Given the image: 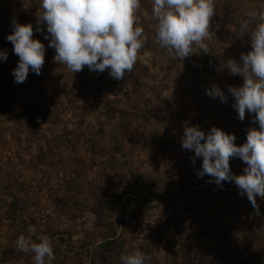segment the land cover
Wrapping results in <instances>:
<instances>
[{
    "label": "rangeland",
    "instance_id": "374dc122",
    "mask_svg": "<svg viewBox=\"0 0 264 264\" xmlns=\"http://www.w3.org/2000/svg\"><path fill=\"white\" fill-rule=\"evenodd\" d=\"M41 3H0V46L8 49L0 52L7 54L0 68L18 67L7 40L14 23L31 24L33 39L45 46L40 74L30 68L23 82L32 83L30 90L15 96L8 110L0 108V264H34L33 253L16 247L21 234L33 242L50 237L55 259L46 258L45 264H103L109 224L124 242L120 261L139 250L148 257L145 264H229L216 229L226 237L248 234L246 245L256 236L249 251H264V199L256 197L257 214L235 182L226 194L215 178L199 176L202 157L182 146L185 127L197 126L205 136L219 128L235 135L237 146L246 142L250 128H259L254 113L239 119L229 87H241L244 78L232 74L227 63L242 65V54L252 50L250 32L259 19L248 13L264 10V0H215L208 52L194 47L183 59L160 47L153 0H140L138 26L147 39L123 79L113 78L110 69L87 66L72 73L57 62L46 22L38 25ZM11 84L0 79V88ZM213 86L226 102L207 95ZM44 104L50 109L45 118L37 112ZM111 107L117 114L108 122ZM246 167L242 159H230L233 175L244 174ZM124 179L134 184L126 214L97 212L96 196L122 191ZM11 247L15 253L8 252Z\"/></svg>",
    "mask_w": 264,
    "mask_h": 264
},
{
    "label": "clouds",
    "instance_id": "9594fccd",
    "mask_svg": "<svg viewBox=\"0 0 264 264\" xmlns=\"http://www.w3.org/2000/svg\"><path fill=\"white\" fill-rule=\"evenodd\" d=\"M41 8L38 25L47 24L51 36L49 47L56 52L54 59L72 73L87 66L99 72L110 69L113 78L123 79L126 73L132 72L147 39L143 27L138 26L140 0H42ZM152 11L157 21L159 45L173 53L174 58L188 57L194 47L208 52L205 41L214 39L211 21L215 0H153ZM248 16L252 19L258 16L259 23L250 32L252 50L242 54V65L233 60L227 63L232 74L244 78L241 87L230 86L229 92L235 99L239 119L244 120L246 111L254 113L259 128H250L246 142L237 146L235 135L219 128L213 127L205 136L197 126L185 127L182 146L194 150L196 157H202L199 176L213 177L218 185L234 181L259 214L256 197L264 199V10L249 12ZM13 27V34L7 40L19 57L13 75L14 82L20 84L27 79L30 68L40 74L45 46L33 39L31 24L14 23ZM242 28H248V21L242 23ZM37 31L42 29L38 27ZM0 59H7V54L0 53ZM207 95L226 102L224 93L216 86ZM234 157L247 165L244 174L231 173L230 159ZM16 247L33 253L34 264H45L46 258L55 259L52 241L47 235H41L39 242L21 235ZM146 259L139 250L121 257L123 264H145Z\"/></svg>",
    "mask_w": 264,
    "mask_h": 264
},
{
    "label": "trees",
    "instance_id": "16d2710c",
    "mask_svg": "<svg viewBox=\"0 0 264 264\" xmlns=\"http://www.w3.org/2000/svg\"><path fill=\"white\" fill-rule=\"evenodd\" d=\"M7 2L8 0H0V3H2V5H5ZM1 51H8L7 46L1 45L0 52ZM32 73L34 72L32 71ZM0 79L2 80L9 79L12 81V84L10 86L0 88V108H3L4 110H8L10 107H12L10 102H12L13 98L15 96L24 94V92L26 91H29L30 90L29 86H31L32 84V83H29L27 85H23V83H20V84L15 83L14 82L15 77L13 75V71L7 67L0 68ZM115 110H116L115 107H111L110 112L106 113V119L108 122L111 121L116 116L117 112ZM33 112L34 111L32 110L31 113L33 114ZM37 112L43 118H45L46 116H50V109H48L45 106V104L42 105V107H40V109H38ZM32 114H30V116H32ZM119 114L125 120L126 113L124 111H120ZM29 120L32 124H34L33 119H29ZM125 121L128 122L129 119L126 118ZM238 175H242V174L238 173L237 176ZM123 181H124L123 182L124 188L122 189V191L115 193V194L110 193V192L109 193L105 192V193H100L99 196H96L97 197L96 206L99 207V210L98 211L96 210L97 212H100V213L112 212L114 214H122V215L126 214L127 212L126 209L128 205L131 203V199H126V198L132 192L134 184L129 186L128 185L129 183L127 182V180L124 179ZM233 183L234 181H231V182L224 181V182H221L219 186L224 188L225 190L224 192L228 194L229 192H233ZM135 184L138 187L141 186V184L137 182ZM154 188L158 190L159 186L157 183H155ZM159 191H161V189H159ZM199 192H200L199 190L193 191L195 195H198ZM14 207H15V204H12L11 209L14 210ZM221 217L222 215H220V218ZM220 221L223 222L222 219ZM123 222L124 220H122V223ZM219 230L220 229L214 230V235H216L217 237V244L220 245L221 249L224 252H226V254L228 255L227 261L229 262V264H263L264 263V257H263L264 255L263 256L261 255V252L264 253L262 249H258V251H255V253H252L249 251V248L255 246L258 243L256 236L254 237L252 236L254 238L253 241H251L249 245H246V243L248 242V234H244L242 237H239V236H236L234 233V234L229 235L230 237H226L225 235L220 233ZM14 233L19 234L17 231H15ZM107 234H108L107 239H106L107 241L102 246L103 247L102 249L104 251L103 257L101 256L102 263L103 264H123V262L120 261V253L122 251L121 249H123L124 242L122 239L116 236L117 231L113 227V224L107 225ZM10 237L14 239L17 236H15L14 234H11ZM239 247H241L242 249L241 251H238ZM144 248H145V252H148L150 250V247L148 245L144 246ZM257 248H260V247L258 246ZM14 250L15 249L11 247V250H8V252L15 253ZM107 253L110 255V258H107L108 256ZM110 259L112 261L109 262Z\"/></svg>",
    "mask_w": 264,
    "mask_h": 264
}]
</instances>
